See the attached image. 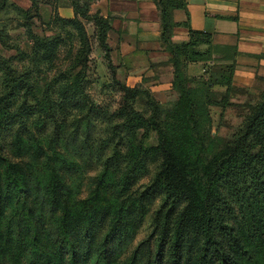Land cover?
Returning <instances> with one entry per match:
<instances>
[{
    "label": "trees",
    "instance_id": "trees-1",
    "mask_svg": "<svg viewBox=\"0 0 264 264\" xmlns=\"http://www.w3.org/2000/svg\"><path fill=\"white\" fill-rule=\"evenodd\" d=\"M0 1L3 7L9 0ZM67 1L73 17L57 21L80 31L74 66L80 69L42 92L29 72L0 70V264H264V92L235 135L212 134L211 109L230 106L235 91L237 52L213 45L211 34L192 30L188 21L174 22L173 12L185 11V0H154L177 100L162 108L148 89L114 79L122 98L112 115V148L88 195L78 196L83 160L69 144L80 136L86 142L89 112L99 110L85 91L90 45L78 17L92 21L103 59L114 67L110 20L88 16L95 0ZM30 2L20 9L25 15L35 0ZM176 27L187 29L186 42H173ZM61 42L57 36L39 44L41 59L52 60ZM215 52L229 63L210 74ZM196 63H203V74L188 76L187 66ZM216 86L226 92H213ZM140 96L147 99L148 116L134 109ZM74 112L82 115L68 132L67 113ZM152 134L155 143L149 144ZM152 165L149 184L135 188ZM156 199L161 202L150 235L122 258Z\"/></svg>",
    "mask_w": 264,
    "mask_h": 264
},
{
    "label": "rangeland",
    "instance_id": "rangeland-1",
    "mask_svg": "<svg viewBox=\"0 0 264 264\" xmlns=\"http://www.w3.org/2000/svg\"><path fill=\"white\" fill-rule=\"evenodd\" d=\"M55 1L57 4H54L51 0H35L26 15L20 9L26 10L29 8L30 0H9L3 7L0 5V70H7L8 68L18 74L29 72L28 79L32 84L42 87L41 92L48 84L54 87L62 85L65 73L68 75L69 73L74 74L80 69L79 67L74 69L81 52L80 31L72 25L61 27V24L57 21L58 18H62L59 16L58 9L68 6V1ZM95 3L96 0L89 5L88 16L99 13L98 11L95 12V8H93ZM78 21L83 26L90 45L89 63L86 68L84 82L85 91L89 95L90 103L99 108L97 114L89 112L88 118L91 124L86 142H82L84 137L80 136L75 145L69 144L70 149H79L80 156L84 161V163L80 161L82 169L78 195L80 198H84L88 195L92 181L101 169L102 161L110 154L112 148L110 129L116 122L112 115L119 108L122 98V93L119 87L115 85L114 79L121 83L124 82L119 77L117 78L116 71L110 69L105 63L103 59L105 51L99 46L96 28L92 21L80 17H78ZM57 36H60L62 42L56 47L55 56L50 61L42 60L41 56L44 54V49L39 48V44H42L46 39L51 40ZM206 48L204 46L203 50H206ZM210 58L207 65L210 74L220 72L229 63V61L222 59L219 52L213 53ZM0 83H2V80ZM138 87L145 90L140 85ZM149 94L162 108H171L176 101L173 94L159 95L158 98L151 92ZM260 98L261 93L241 95L234 102H229L230 106L223 110L212 108V134L224 139L231 138L242 127L245 119L250 115L252 108L259 102ZM146 102V97L140 96L135 101L134 109L148 116L149 107ZM67 115V123L64 127L69 132L72 130V124L74 125V118H79L82 114L74 112L71 113V116H69V113ZM79 132L82 134L81 131ZM148 143H155L154 134L151 135ZM155 172L156 166H150L149 174L141 179L135 188L140 189L142 186L149 184ZM160 202V199H156L149 207L140 229L134 240L124 251L122 258H126L141 241L150 235L153 215Z\"/></svg>",
    "mask_w": 264,
    "mask_h": 264
},
{
    "label": "crops",
    "instance_id": "crops-1",
    "mask_svg": "<svg viewBox=\"0 0 264 264\" xmlns=\"http://www.w3.org/2000/svg\"><path fill=\"white\" fill-rule=\"evenodd\" d=\"M185 1V11L173 12L174 22L188 21L192 30L211 34L213 45L236 49L232 79L235 91L230 93L229 102L241 95L264 92V0ZM93 8L110 20L107 43L116 77L127 87L140 85L148 89L156 98L173 94L177 100L172 90L173 68L160 42V19L154 0H96ZM58 10L62 18L73 17L69 6ZM173 33L175 43L188 39L183 27H176ZM204 68L203 63L191 64L186 72L190 77L200 76ZM212 91L221 94L226 88L216 86Z\"/></svg>",
    "mask_w": 264,
    "mask_h": 264
}]
</instances>
